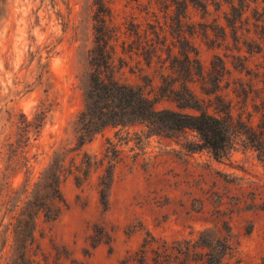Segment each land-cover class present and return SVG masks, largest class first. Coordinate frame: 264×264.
<instances>
[{
    "label": "rangeland",
    "instance_id": "rangeland-1",
    "mask_svg": "<svg viewBox=\"0 0 264 264\" xmlns=\"http://www.w3.org/2000/svg\"><path fill=\"white\" fill-rule=\"evenodd\" d=\"M97 1L0 0V264H135L151 233L182 238L225 223L239 234L241 255L259 261L264 159L249 129L259 132L264 117V0H105L119 24L110 73L141 86L159 108H178L163 93L186 84L210 111L231 109L238 131L216 158L192 128L107 126L80 157L116 147L117 158L93 165L80 182L76 168L62 180L59 216L34 209L26 251L25 201L55 152L77 143L96 70ZM41 107L46 123L25 145L22 121ZM111 163L115 179L102 197L100 175Z\"/></svg>",
    "mask_w": 264,
    "mask_h": 264
},
{
    "label": "trees",
    "instance_id": "trees-1",
    "mask_svg": "<svg viewBox=\"0 0 264 264\" xmlns=\"http://www.w3.org/2000/svg\"><path fill=\"white\" fill-rule=\"evenodd\" d=\"M231 1L235 6L234 0ZM205 7L208 9L207 2ZM95 14L96 45L92 49V63L96 70L86 88L85 107L80 111L76 121L77 143L55 152L25 201L21 215L23 228L25 227L29 235L25 243L26 251L35 240L34 209L42 210L49 219L59 216L62 209L59 202L65 201L61 189L62 180L76 168L79 171L76 178L80 182L82 175L90 174L93 165L96 167L103 165L106 157L117 158L116 147L108 149L101 158L89 154L86 150L80 157L83 146L107 126H126L142 122L158 133L192 128L200 133L216 158L228 154L232 136L238 131V123L231 109L216 107L214 112L210 111L186 84L180 89L171 84L169 93H163V96L172 98L178 108H159L156 105L157 99L147 94L141 86L123 81L114 73H110L111 58L116 52L115 41L119 39V24L112 7L105 0L97 1ZM186 108L194 111H187ZM46 118L45 107H41L33 119L26 117L22 121L23 135L20 141L27 145L31 131L39 133L46 123ZM259 127V132L249 129V134H252L249 137L255 141L254 145L264 159V117ZM72 151L76 152L68 160ZM24 161L25 164L29 162L27 155ZM114 179L115 168L111 163L100 175L99 191L102 197L107 195ZM24 192H29L28 186ZM240 244L239 234L229 223L222 227L206 226L182 238L157 239L151 233V238L144 239L132 259L135 264H264V255L259 261L248 260L242 256Z\"/></svg>",
    "mask_w": 264,
    "mask_h": 264
}]
</instances>
